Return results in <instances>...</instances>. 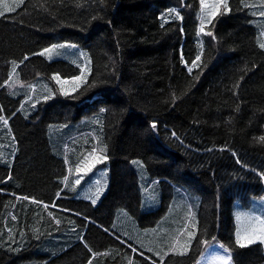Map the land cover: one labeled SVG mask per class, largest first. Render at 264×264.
<instances>
[{"label": "trees", "instance_id": "trees-1", "mask_svg": "<svg viewBox=\"0 0 264 264\" xmlns=\"http://www.w3.org/2000/svg\"><path fill=\"white\" fill-rule=\"evenodd\" d=\"M200 11L201 0H3L0 264H197L216 244L233 264H264L234 219L237 198L264 197V0H226L202 46ZM62 43L91 61L72 93L56 78L82 68L39 54ZM41 84L53 95L32 105ZM99 138L110 181L93 204L70 183ZM135 160L161 191L154 210H142ZM179 187L200 197L196 235L187 253L157 257L133 230L157 228ZM120 209L135 223L116 225Z\"/></svg>", "mask_w": 264, "mask_h": 264}, {"label": "rangeland", "instance_id": "rangeland-1", "mask_svg": "<svg viewBox=\"0 0 264 264\" xmlns=\"http://www.w3.org/2000/svg\"><path fill=\"white\" fill-rule=\"evenodd\" d=\"M19 1L22 0H15V3ZM225 1L226 0H203L202 2L201 0V11L199 17L200 24L197 39L199 46L203 45L205 26L209 24L212 17L219 12ZM2 3L3 0H0V7ZM217 5L219 6L217 7ZM202 28L203 30H201ZM60 45H63V47L54 48L51 54L44 52L45 49ZM53 46L45 48L44 50L40 51L39 54L44 53L41 55L49 60H67L82 68L81 75L69 81L63 80L60 77L56 78L57 83L61 85V89L64 93H72L88 80V77L91 73V61L89 55L81 47L75 44L62 43ZM15 82H17V79ZM42 85L43 84L37 87V91L35 89L33 94L34 100H32L30 104L34 105L38 101L49 98L53 95V92L49 86L47 87ZM30 112L31 111L28 110L26 114ZM51 130L53 129L51 128ZM63 132L64 136L65 134L71 133L72 130L63 129ZM95 144L96 153L88 154V156L92 155V159L82 157L79 159V161L73 168V171H75L76 175L74 177L72 176L75 179L70 183V187L72 191L77 192L78 197L91 198L92 200L96 201L95 203H97L101 199L102 194H104V192L108 189L107 187L109 186L110 181V167L109 163L107 162V151L105 149V146L103 147V145L101 144V138L96 140ZM94 157L100 158L99 161L94 159ZM80 162L83 163L82 167L80 166ZM89 165L93 166L89 168ZM98 165L99 168L95 169V167ZM132 165L139 172L141 178L143 192L142 210L151 211L156 209L161 204V191L159 189V186L154 182L149 183V175L147 173L144 163L141 160L133 161ZM91 171H95V176L93 177V179H96V181H89L86 186H82L83 176L85 175V173H89ZM77 179L80 180L79 184L76 183ZM105 184L108 185L106 186ZM177 192L179 193H176L167 215L161 220L157 228H137L133 230L136 235L135 241L141 247H143L144 249H146L157 257L164 258L162 256L169 253H187L196 235L198 227L197 213L199 211L198 209L200 206V197L198 195H193L189 193L181 187H179ZM234 219L236 223V237L238 233L240 236H247L249 234L264 235V197L252 198L249 205L243 204L237 198L235 200L234 206ZM131 223L135 222L126 213L125 210L120 209L118 211L116 225L128 226ZM190 233L192 234L191 237L189 236ZM127 236L130 239H133L130 235ZM253 243H262L264 245V241L261 240H256ZM217 245L224 248L221 244ZM222 248H209L197 264H207V253H214V251L221 252L218 253L217 257L215 258L216 260H218V262L220 260L219 264H225L226 261L227 264H233L231 252L227 249V251H225V249ZM221 257H223V259H221Z\"/></svg>", "mask_w": 264, "mask_h": 264}, {"label": "snow or ice", "instance_id": "snow-or-ice-1", "mask_svg": "<svg viewBox=\"0 0 264 264\" xmlns=\"http://www.w3.org/2000/svg\"><path fill=\"white\" fill-rule=\"evenodd\" d=\"M203 2V0H202ZM219 5H217L218 7ZM10 10V9H9ZM4 13L0 12V15H3ZM261 15H264V13H261ZM202 25H203V21H202ZM203 30V28L201 29ZM209 35H211V33H209ZM56 47H63V45H60V46H53L52 48H48V49H45L44 52L46 53H49L51 54L53 52V49L56 48ZM262 47H264V45H262ZM41 54H44V53H41ZM25 59H27V57H25ZM200 57L198 56L197 57V60H199ZM79 79V78H77ZM0 120H3V117H0ZM5 123H7V121L5 120L4 121ZM153 128H155V124L152 125ZM261 140H264V137L261 138ZM91 155V154H90ZM94 159H96L97 161H99L100 158L98 157H94ZM93 165H89V168H91ZM76 183L79 184L80 183V180L77 179L76 180ZM96 201L93 200L92 203L94 204ZM255 231V230H254ZM191 233L189 234V236L191 237ZM256 240H261V241H264V235H252V234H249L247 236H240L239 233L237 235V243L241 246V247H245L247 246L248 244H251L253 242H255ZM225 251H227L225 249ZM221 259H223V257H221ZM91 264V262H90ZM225 264H227V261L225 262Z\"/></svg>", "mask_w": 264, "mask_h": 264}, {"label": "crops", "instance_id": "crops-1", "mask_svg": "<svg viewBox=\"0 0 264 264\" xmlns=\"http://www.w3.org/2000/svg\"><path fill=\"white\" fill-rule=\"evenodd\" d=\"M212 247H220V248H222L221 246H218L217 244L213 245ZM222 249H225V248H222ZM218 253H221V252H219V251H214V253L208 252L207 253V260H206L207 264H211V263L219 264L220 260L218 262V260L215 259L217 257Z\"/></svg>", "mask_w": 264, "mask_h": 264}, {"label": "bare ground", "instance_id": "bare-ground-1", "mask_svg": "<svg viewBox=\"0 0 264 264\" xmlns=\"http://www.w3.org/2000/svg\"><path fill=\"white\" fill-rule=\"evenodd\" d=\"M87 155H88V154H86V156H87ZM106 180H107V179H106ZM106 182H107V181H106ZM105 185H106V184H105ZM107 185H108V184H107ZM107 185H106V186H107ZM107 188H108V187H107ZM84 189H85V188H84ZM104 191H105V190H104ZM84 192H85V191H84ZM101 192H102V191H101ZM105 192H106V191H105ZM105 192H104V193H105ZM102 193H103V192H102ZM102 195H103V194H102ZM99 198H100V195H99Z\"/></svg>", "mask_w": 264, "mask_h": 264}]
</instances>
